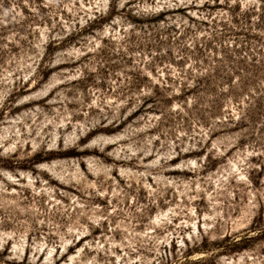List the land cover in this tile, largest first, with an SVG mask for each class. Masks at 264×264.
<instances>
[{"label": "rangeland", "instance_id": "1", "mask_svg": "<svg viewBox=\"0 0 264 264\" xmlns=\"http://www.w3.org/2000/svg\"><path fill=\"white\" fill-rule=\"evenodd\" d=\"M0 264H264V0H0Z\"/></svg>", "mask_w": 264, "mask_h": 264}]
</instances>
